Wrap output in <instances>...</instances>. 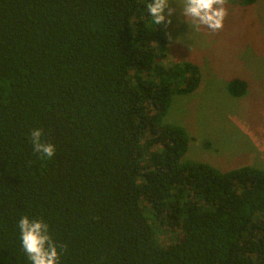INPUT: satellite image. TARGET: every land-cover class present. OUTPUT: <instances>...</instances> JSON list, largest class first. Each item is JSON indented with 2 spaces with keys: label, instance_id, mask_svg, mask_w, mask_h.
Returning a JSON list of instances; mask_svg holds the SVG:
<instances>
[{
  "label": "trees",
  "instance_id": "16d2710c",
  "mask_svg": "<svg viewBox=\"0 0 264 264\" xmlns=\"http://www.w3.org/2000/svg\"><path fill=\"white\" fill-rule=\"evenodd\" d=\"M148 2L0 0V264H30L24 216L50 225L61 264H264V169L184 160L191 137L165 118L201 69L163 65Z\"/></svg>",
  "mask_w": 264,
  "mask_h": 264
},
{
  "label": "rangeland",
  "instance_id": "374dc122",
  "mask_svg": "<svg viewBox=\"0 0 264 264\" xmlns=\"http://www.w3.org/2000/svg\"><path fill=\"white\" fill-rule=\"evenodd\" d=\"M171 7L177 8L172 23L161 24L168 41L163 65L190 62L200 67L202 78L194 93L173 96L165 118L191 137L184 160L222 172L247 166L264 169V0L248 7L228 0L229 15L218 32H191L175 0ZM236 77L250 85L241 98L228 90ZM180 235L167 229L159 238L168 246Z\"/></svg>",
  "mask_w": 264,
  "mask_h": 264
},
{
  "label": "clouds",
  "instance_id": "9594fccd",
  "mask_svg": "<svg viewBox=\"0 0 264 264\" xmlns=\"http://www.w3.org/2000/svg\"><path fill=\"white\" fill-rule=\"evenodd\" d=\"M172 3L173 0H150L147 3V12L154 25L172 23L171 17L177 11V8L171 7ZM175 3L180 10V18L190 26L191 32H199L202 28L218 32L223 29L229 15L228 0H175ZM29 140L41 158L51 159L56 155L55 145L44 141L41 129H33ZM18 228L21 247L30 264H61V255L66 249L54 240L48 223L42 218L30 219L24 216Z\"/></svg>",
  "mask_w": 264,
  "mask_h": 264
},
{
  "label": "crops",
  "instance_id": "0c3cea01",
  "mask_svg": "<svg viewBox=\"0 0 264 264\" xmlns=\"http://www.w3.org/2000/svg\"><path fill=\"white\" fill-rule=\"evenodd\" d=\"M236 78H238V77H236ZM236 78H233V79H236ZM241 79H243V78H241ZM245 80V79H244ZM247 81V80H246ZM248 82V81H247ZM249 84V83H248ZM249 88H250V85H249ZM259 148V147H258ZM255 152H256V154H261V152L259 151V150H255ZM263 156H264V153H263Z\"/></svg>",
  "mask_w": 264,
  "mask_h": 264
}]
</instances>
